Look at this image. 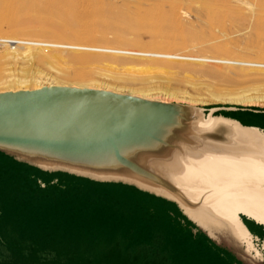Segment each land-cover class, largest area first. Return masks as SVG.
Wrapping results in <instances>:
<instances>
[{
    "label": "rangeland",
    "instance_id": "374dc122",
    "mask_svg": "<svg viewBox=\"0 0 264 264\" xmlns=\"http://www.w3.org/2000/svg\"><path fill=\"white\" fill-rule=\"evenodd\" d=\"M98 1L110 13L129 12L131 22L114 20L110 21L113 24L108 29L92 27V19L86 15L93 10L94 0H79L82 6L80 4L78 12L82 14L78 20L72 19L69 22L68 19L65 21L64 7L49 4L45 0H25L18 4L13 12L4 13L0 17V27L4 31L0 39L122 49L133 53H170L179 57H207L264 64V0ZM156 5L164 11L163 17L155 16L147 22H135L136 11L144 12ZM87 24L91 30L86 27ZM13 28L44 31L48 36L15 37L10 33ZM90 32L105 37L107 42L87 43L77 38L86 37ZM116 38L126 39L132 44L115 46L112 43ZM161 42L168 43L173 48L156 49V45ZM42 50L44 53L48 52L45 55L61 53L67 60L75 55L88 54L98 58L116 56L123 61L113 65L114 67L95 64L97 67L89 69L85 77L77 79L69 75L68 71H64L59 64L43 63L36 58L22 59L24 61L0 59V93L22 88L30 90L37 83H54L66 86L62 87L64 89L97 91L117 96L123 100L122 105L131 109L147 107L154 103L186 105L195 110L189 117V122L194 128L212 114L214 117H224L236 122L239 120L244 127L264 129V68L212 61L198 63L178 59H155L68 48ZM146 59L174 63L175 69L168 73L145 70L140 62ZM181 64L188 65V69L181 68ZM84 86L89 87L82 89ZM236 98L239 101L250 99L253 103L242 104ZM108 106L110 105L105 107ZM115 109L122 115H127L126 107ZM87 114L96 122L103 120L101 114L95 115V112L91 111ZM189 132L190 138L196 136L193 128H190ZM118 183L124 186L134 185L122 181ZM12 186H15V183ZM16 190L14 187L12 192L10 191V199L14 203L7 212L8 215L5 214L7 219H0V235L5 239L3 245L0 244V264L114 263L112 253L105 252L103 245L110 241V235L124 228L119 224L120 216L110 209V201L100 198L87 200L84 196L78 198L69 194L68 205L63 202L53 204L49 200L44 203L42 201L45 195L40 193L39 203L36 202L38 204L34 207L22 212L16 206ZM0 206L3 208L1 202ZM243 222L246 226L252 223L264 228L254 220L244 218ZM253 243L262 253L263 260L256 261L247 252L246 255L251 260L264 264V238H254Z\"/></svg>",
    "mask_w": 264,
    "mask_h": 264
},
{
    "label": "bare ground",
    "instance_id": "6f19581e",
    "mask_svg": "<svg viewBox=\"0 0 264 264\" xmlns=\"http://www.w3.org/2000/svg\"><path fill=\"white\" fill-rule=\"evenodd\" d=\"M24 1L0 0V17L4 13L10 14L18 4ZM45 1L64 7L65 21L66 19L68 22L72 19L78 20L82 14L78 12L81 4L79 0ZM150 8L144 12L136 11L135 22H147L155 16L163 17L165 14L159 5ZM86 16L92 19V27L104 29L112 26L113 23L110 21L124 23L132 20L129 12L110 13L98 0H94L93 10ZM86 27L90 29L89 25ZM92 32L86 37L78 36L77 38L87 43L107 42L105 37ZM10 33L15 37L22 35L45 38L48 36L44 31L29 29L13 28ZM3 34L4 31L0 27V36ZM12 41L24 42L27 45L4 46L0 49L2 50L0 59L36 58L43 63L59 64L64 71H68L69 75L77 79L87 74L89 69L97 67L95 64L114 67L113 65H118L123 60L116 56L98 58L88 54L75 55L67 60L61 53L45 55L47 51L44 53L41 45L47 44L52 48L131 54L155 59H178L198 63L212 61L264 68V64L260 63L207 57H179L170 53H133L122 49L94 48L64 43L17 39ZM112 44L122 46L132 43L123 38H116ZM155 48L171 50L173 47L161 42ZM140 64L148 71L168 73L175 69V64L167 61L146 59ZM180 67L184 70L188 69V65L185 64H181ZM46 85L37 83L30 90L21 87L22 89L1 92L0 95L51 87L66 88L54 83ZM88 87L84 86L82 89ZM239 102L253 103L250 99ZM122 107L127 108L125 109L127 115H122L115 109ZM194 112L192 107L179 104L154 103L147 107L131 109L127 105H122V102H117L103 107L99 112L103 115V120L94 127L89 126L82 133L78 132L79 128L68 129L66 132L68 136L64 140L0 137V149L45 169L60 168L101 181L127 182L175 200L196 224L212 235L229 232L244 245L248 255H252L256 261H262L263 255L254 246L253 238L240 219V215H245L264 226V132L257 128L244 127L231 119L214 117L212 114L194 128V125L189 122V117ZM190 128L194 129L193 133L196 135L194 138L188 136Z\"/></svg>",
    "mask_w": 264,
    "mask_h": 264
},
{
    "label": "crops",
    "instance_id": "0c3cea01",
    "mask_svg": "<svg viewBox=\"0 0 264 264\" xmlns=\"http://www.w3.org/2000/svg\"><path fill=\"white\" fill-rule=\"evenodd\" d=\"M118 182L60 168L45 169L0 149V219L8 217L14 187L16 206L22 212L39 203L40 193L45 195L42 202L53 204L68 205L69 194L87 200L100 198L111 202L110 209L120 216L119 224L124 228L110 235V241L103 245L105 252L112 253L113 264H259L248 258L244 245L229 232L212 235L196 224L177 201ZM244 218L250 219L241 214L240 219ZM245 227L253 239L264 238V228L252 223ZM4 240L1 234V245Z\"/></svg>",
    "mask_w": 264,
    "mask_h": 264
},
{
    "label": "water",
    "instance_id": "95a60500",
    "mask_svg": "<svg viewBox=\"0 0 264 264\" xmlns=\"http://www.w3.org/2000/svg\"><path fill=\"white\" fill-rule=\"evenodd\" d=\"M121 101L97 91L56 87L1 94L0 137L64 140L68 129L79 128L82 133L98 125L87 113L98 115L103 107Z\"/></svg>",
    "mask_w": 264,
    "mask_h": 264
},
{
    "label": "built area",
    "instance_id": "2783aa9c",
    "mask_svg": "<svg viewBox=\"0 0 264 264\" xmlns=\"http://www.w3.org/2000/svg\"><path fill=\"white\" fill-rule=\"evenodd\" d=\"M27 45V43H18V42H14L12 40H8V39H0V49H2L4 46H8V47H19V46H25ZM42 48H52L50 45L47 44H42L41 45Z\"/></svg>",
    "mask_w": 264,
    "mask_h": 264
}]
</instances>
